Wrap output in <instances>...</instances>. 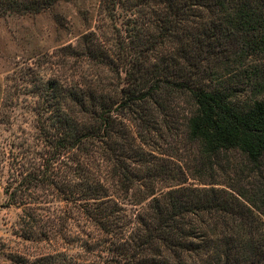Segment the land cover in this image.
<instances>
[{"label": "trees", "instance_id": "trees-1", "mask_svg": "<svg viewBox=\"0 0 264 264\" xmlns=\"http://www.w3.org/2000/svg\"><path fill=\"white\" fill-rule=\"evenodd\" d=\"M59 1L0 0V15ZM100 7L113 37L89 29L66 46L68 76L34 84L42 150L4 187L20 236L66 246L6 264H264V84L247 75L249 95L227 79L264 59V0ZM39 190L65 204L49 221Z\"/></svg>", "mask_w": 264, "mask_h": 264}, {"label": "rangeland", "instance_id": "rangeland-1", "mask_svg": "<svg viewBox=\"0 0 264 264\" xmlns=\"http://www.w3.org/2000/svg\"><path fill=\"white\" fill-rule=\"evenodd\" d=\"M89 29L106 31L109 36L114 31L100 7V0H60L39 13L0 15V263L6 264L8 253L34 257L50 252L55 246H66L61 234L53 245L20 236L18 229L22 207L6 204L4 187L13 165L29 168V162L35 160V155L42 150L36 128L37 96L32 92L34 84L56 73L68 76L72 59L66 46L74 44L79 35ZM244 67L249 73L235 65L237 69L232 70L227 79L252 95L248 85L250 76L258 72L257 78L264 84V59H251ZM182 146V143L167 140L160 148L178 158L176 162L184 167L193 155L182 152ZM189 149L194 152L193 146ZM229 157L230 160L237 158L235 154ZM191 178L187 183L196 184L197 181ZM218 180L222 182V179ZM43 192L39 190L35 194L41 203L38 204L40 209L34 211L45 216L43 221H49L47 217L52 218L60 210L63 211L65 204L50 200V196H44Z\"/></svg>", "mask_w": 264, "mask_h": 264}]
</instances>
